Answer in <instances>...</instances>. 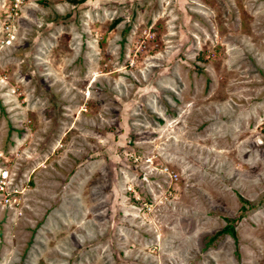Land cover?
Masks as SVG:
<instances>
[{"label":"rangeland","instance_id":"1","mask_svg":"<svg viewBox=\"0 0 264 264\" xmlns=\"http://www.w3.org/2000/svg\"><path fill=\"white\" fill-rule=\"evenodd\" d=\"M4 168L0 264H264V0H0Z\"/></svg>","mask_w":264,"mask_h":264},{"label":"built area","instance_id":"2","mask_svg":"<svg viewBox=\"0 0 264 264\" xmlns=\"http://www.w3.org/2000/svg\"><path fill=\"white\" fill-rule=\"evenodd\" d=\"M22 191L12 186L8 169H0V203L7 208L17 209L21 204Z\"/></svg>","mask_w":264,"mask_h":264},{"label":"trees","instance_id":"3","mask_svg":"<svg viewBox=\"0 0 264 264\" xmlns=\"http://www.w3.org/2000/svg\"><path fill=\"white\" fill-rule=\"evenodd\" d=\"M242 201H245L243 198H241ZM228 220V219H226ZM222 233H229L231 236H235V230L234 227L231 224H226V226L223 227V229L220 231ZM219 232V233H220Z\"/></svg>","mask_w":264,"mask_h":264}]
</instances>
